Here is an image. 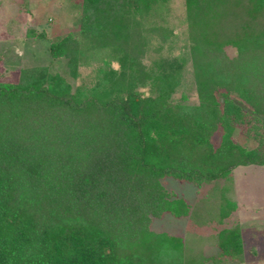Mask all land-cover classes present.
<instances>
[{
  "label": "trees",
  "instance_id": "16d2710c",
  "mask_svg": "<svg viewBox=\"0 0 264 264\" xmlns=\"http://www.w3.org/2000/svg\"><path fill=\"white\" fill-rule=\"evenodd\" d=\"M172 1L81 0L47 54L73 79L98 62L88 85L47 68L0 82V264H195L150 229L189 215L164 178L199 188L264 166V0H181L180 34ZM214 236L241 255L239 225Z\"/></svg>",
  "mask_w": 264,
  "mask_h": 264
},
{
  "label": "rangeland",
  "instance_id": "374dc122",
  "mask_svg": "<svg viewBox=\"0 0 264 264\" xmlns=\"http://www.w3.org/2000/svg\"><path fill=\"white\" fill-rule=\"evenodd\" d=\"M80 2L0 0V82H16L23 69L47 68L50 74H62L72 89L90 84L98 62L80 65L73 79L61 70L64 63L50 60L47 54L50 43L77 30ZM181 4V0L171 2L170 21L179 34L183 29ZM225 51L228 56L234 54L233 48ZM242 132L243 128L237 127L232 139L245 148L256 146V140ZM218 138L219 132L212 137V143H217ZM162 183L172 196L184 199L190 211L184 218L165 214L153 219V232L179 236L195 264H264V166L236 167L227 179L204 183L199 188L171 178H164ZM227 202H234L236 209L219 221ZM236 224L240 227L242 252L232 260L220 255L214 235Z\"/></svg>",
  "mask_w": 264,
  "mask_h": 264
}]
</instances>
